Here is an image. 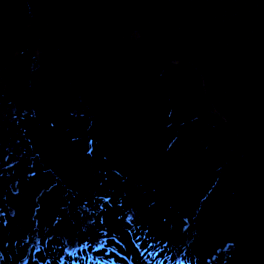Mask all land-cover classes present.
Returning a JSON list of instances; mask_svg holds the SVG:
<instances>
[{
    "label": "rangeland",
    "instance_id": "rangeland-1",
    "mask_svg": "<svg viewBox=\"0 0 264 264\" xmlns=\"http://www.w3.org/2000/svg\"><path fill=\"white\" fill-rule=\"evenodd\" d=\"M79 5V14L64 17L73 29L80 25L69 46L67 27L31 17L22 23L24 13L14 20L0 2V201H11L17 213L0 228L5 224L16 241L22 221L28 241L58 238L68 248L99 242L122 264H151L154 255H144L147 245L135 232L153 218L139 207L156 201L163 233L156 242L171 247L176 264H228L238 247L235 262L264 264V165L215 106L203 75L189 61L159 55L135 25L110 13L106 0ZM105 23L106 37L87 28ZM14 29L22 42L11 47L5 38ZM102 60L122 81L101 83L88 70V62L97 69ZM101 86L108 91L101 94ZM41 122L82 125L89 140L47 133L35 135L31 147L22 133ZM101 151L127 177L106 169ZM38 165L44 174L35 172ZM99 177L117 190L96 189Z\"/></svg>",
    "mask_w": 264,
    "mask_h": 264
},
{
    "label": "water",
    "instance_id": "water-1",
    "mask_svg": "<svg viewBox=\"0 0 264 264\" xmlns=\"http://www.w3.org/2000/svg\"><path fill=\"white\" fill-rule=\"evenodd\" d=\"M167 59L186 60L264 165V0H106Z\"/></svg>",
    "mask_w": 264,
    "mask_h": 264
},
{
    "label": "trees",
    "instance_id": "trees-1",
    "mask_svg": "<svg viewBox=\"0 0 264 264\" xmlns=\"http://www.w3.org/2000/svg\"><path fill=\"white\" fill-rule=\"evenodd\" d=\"M6 2L7 5H9V11L10 17L13 18L14 20L16 19L15 12L24 13L26 16L25 18H20L19 20L23 23L26 19L28 21L30 20V17L33 19H37L38 22H46V24L49 25H57L59 26V29L61 28H68L69 32V37L67 39H70L69 43L67 45L72 44V34L78 33L80 31L79 27L80 25L77 24L76 29H73L72 22L69 20L64 19L65 15L75 13L74 5L77 6L80 3L85 4L86 7L89 5L90 0H0L1 3ZM104 2V0H101ZM61 8L62 12L59 11V15L57 14L58 8ZM109 8V11L112 15H116L117 18H123L122 15L118 13L115 9L113 10L112 7L107 5ZM81 7V5H79ZM88 9V8H87ZM79 14V12H77ZM57 16V17H54ZM62 16V17H61ZM124 19V18H123ZM98 20L102 23L104 18L98 17ZM70 22V25H67V23ZM132 24V23H131ZM133 25V24H132ZM134 26V25H133ZM12 26H9L8 28H11ZM87 28L89 29H94L98 33H101L103 37L108 36V31H109V24H103V26L99 25H91L88 26ZM9 33V38L8 41H6V44H8L11 47H14L16 44H19L22 42L21 38L18 36L17 30L15 31H7ZM119 33V32H117ZM100 42H98L99 45ZM7 46V45H6ZM98 48V46H97ZM101 49V48H100ZM100 53H103L102 49L101 51L99 50ZM105 60L100 61L99 63H102V66L99 68H91V64L88 62L87 64L89 65L88 69L89 71H92L91 73L99 78L105 83H108L110 80L112 81L113 79H121L122 81V76L117 75L114 71H112V68L109 66H104ZM113 84V82H112ZM101 94L106 93L108 89H103L104 86H101ZM118 89L124 90L125 87H120L118 86ZM57 90V89H56ZM103 90V91H102ZM92 91V89H91ZM55 92V91H53ZM56 93V92H55ZM49 100V99H48ZM50 101V100H49ZM46 101L43 104H49L51 101ZM64 104V103H63ZM86 104L89 108L93 106V100L90 99V97L86 98ZM66 104H64L65 106ZM44 107V106H43ZM52 107V106H51ZM82 118V117H81ZM36 119L38 120V116H36ZM47 120V116L45 117ZM54 121V120H52ZM51 121V122H52ZM38 124V130L35 127H31V129H24V133H22V137H24L26 143L30 145L31 147L34 146L35 140L34 136L36 135L37 137H47V133H49L51 138H54V136L62 137V134H68L71 137H74L75 139L79 140H89V135L87 134L86 130L82 127V125L79 126H68L63 127L62 124L60 125L58 122H54V124H45V122L37 123ZM45 124V125H44ZM57 124L59 126H57ZM49 126L51 128H49ZM54 126H57V130L53 131ZM110 129H107L106 133H108ZM115 130L113 129V133ZM117 132V130H116ZM114 134H112L113 136ZM46 139V138H45ZM36 148V147H35ZM34 148V151H35ZM38 148H41V145H39ZM35 154H37L38 158L43 157L44 155H40L39 152L35 151ZM100 156L103 157L104 162L107 164L108 168L106 169H113L115 172H119L118 174L120 177H127L123 169L120 168L118 164H116L113 160V157L111 154H108V152L101 151ZM93 159L95 157H92ZM35 161V159H34ZM41 165V163L39 164ZM37 167L35 172L38 174L45 173L40 170V167ZM44 169V166L42 167ZM52 170L51 168H49ZM41 172V173H40ZM42 175V174H41ZM12 178L8 177L7 179ZM0 179H3L0 177ZM19 181V179H16ZM4 181V179H3ZM96 186L95 188L102 191L103 187H110V189L113 191L117 190V187L115 186L114 182L106 181L104 178H98L96 180ZM124 182V180L122 179ZM127 183V182H125ZM101 186V188H100ZM4 189L2 191L7 193L8 188H12L11 182H8L5 184ZM104 198L103 196H101ZM100 199V198H98ZM124 197H121L120 201H123ZM129 206H139V204L130 201ZM156 201H150L147 202L146 204L143 205V207H139L140 211L142 210L144 217L146 219L152 218V223L149 224H142L143 227L142 229L139 230V232H135L137 236V242L144 243L143 246V251L145 252L144 255L146 257H150L154 255V258L151 261V264H176V256L171 250L170 246H166L167 244L161 245L156 242V239L160 240V237H162L163 233L159 229V220L161 216H155L154 209ZM137 204V205H136ZM13 203L11 201H0V224H3V220L5 216L4 221L8 222V220L11 219V215L9 216L8 214H15L12 220H15L16 214L14 209L11 208ZM86 206V205H85ZM16 207V206H15ZM87 207V206H86ZM177 209V208H175ZM178 213V212H177ZM179 214V213H178ZM8 215V216H7ZM75 218H78L75 216ZM17 223V222H16ZM150 224L153 225L154 228L150 227ZM5 225V224H4ZM3 225V228H0V264H122L119 261V258L116 257L114 258L111 253L107 252L105 250L104 245L100 244L99 242L97 243H92V242H84L80 243L79 247L76 248H68L63 239H58V238H52L53 240L51 243H36L35 241H28V234L25 232H29V228L27 227L25 229L24 224L22 221H19L17 223V227H19L20 231V237L18 240L15 241V234H13L14 231H11L10 234H13L11 238L8 236V232L6 230V227ZM24 227V228H23ZM25 231V232H24ZM9 237V240H8ZM146 239L147 241L143 240ZM137 243V244H138ZM150 246L149 248L151 250H147L146 248ZM171 250V251H170ZM240 252V247L234 249L232 252H230L229 256L227 257V262L228 264H239L238 261L235 262V259H238V254ZM167 256L165 257L164 255ZM240 254V253H239ZM158 256V257H157ZM238 256V257H237ZM163 258V259H161ZM149 258H147L148 260ZM194 264H198L196 261Z\"/></svg>",
    "mask_w": 264,
    "mask_h": 264
}]
</instances>
